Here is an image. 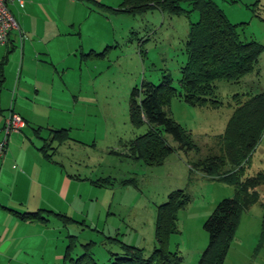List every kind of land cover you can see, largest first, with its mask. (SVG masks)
<instances>
[{
	"label": "rangeland",
	"instance_id": "obj_1",
	"mask_svg": "<svg viewBox=\"0 0 264 264\" xmlns=\"http://www.w3.org/2000/svg\"><path fill=\"white\" fill-rule=\"evenodd\" d=\"M101 2L117 9L121 0ZM213 3L228 23L237 26L242 41H254L260 47L258 60L254 71L239 79L214 83L216 108L170 98L164 110L183 130L192 150L177 148L164 135L174 150L161 165L147 166L130 152V142L149 129L147 124L131 123L130 92L142 81L160 84L163 75L174 89L183 91L178 80L185 62L184 42L189 24L198 21V12L173 16L159 9L132 13L91 10L80 37L69 38V71L55 81V110L50 121L39 113L37 117L43 124L69 128V141L58 148L53 159L58 174L61 170L81 182H74L62 205L73 222L52 221L60 227L64 249L71 241L68 237L74 238L73 259L88 254L96 264H110L122 257V245L141 250L142 258L149 257L157 248L158 208L170 194L182 191L187 203L175 206L165 250L176 253L179 264H199L209 244L203 226L217 204L237 197L239 182L264 174V129L254 151L240 165H232L220 150L221 136L238 103L264 92V0ZM182 8L189 10L187 4ZM20 97L15 109L16 104H23ZM45 99L40 94L37 101ZM41 136L48 134L43 131ZM104 178L113 184L99 188L91 184ZM52 181L58 189L60 176ZM256 190V204L240 202L235 232L222 264H264V181ZM224 247L216 245L206 264H212ZM45 256L47 264H64L63 260L53 261L49 253Z\"/></svg>",
	"mask_w": 264,
	"mask_h": 264
},
{
	"label": "trees",
	"instance_id": "obj_2",
	"mask_svg": "<svg viewBox=\"0 0 264 264\" xmlns=\"http://www.w3.org/2000/svg\"><path fill=\"white\" fill-rule=\"evenodd\" d=\"M89 1L97 4V8L101 12L110 10L111 12L132 13L159 9L173 16L183 13L190 14L193 11L198 12V21L189 24L184 42L185 62L180 68L178 80L183 91L174 89L170 84L171 80L163 75L162 81L158 85L142 81L140 85L134 86L129 99L131 123L134 126L147 124L149 128L144 135L137 137L129 144L130 152L136 160H141L147 166L161 165L174 150L167 144L164 135H169L177 144V148L186 151L192 150L190 141H186L183 137V130L164 110L170 98L179 97L192 106L218 107L219 102L215 99L214 83L218 80H237L254 71L260 47L254 41H242L237 26L227 22L213 0H121L117 9L94 0ZM226 1L236 3L238 0ZM182 4H187L189 10H183ZM2 78V67H0V82ZM238 105L240 106L236 108L221 136L223 145L220 150L232 165H240L239 161L250 156L260 140L264 129V92L246 98ZM42 130H44L42 127L33 129L35 137L41 140L37 150L45 158L52 160L58 148L69 141V129H46L48 131L46 138L40 136ZM216 160L218 164L222 163L220 159L216 158ZM100 181L101 183H99ZM261 181H264V174L259 172L254 177L239 182L237 197L224 199L217 204L203 226L209 235V244L199 264L207 263L208 255L218 244L225 247L212 264H222L229 240L235 232L240 202L256 204L259 201L256 189ZM91 184L103 187L110 186L113 182L110 178H104L92 181ZM186 203V196L182 194V191H177L170 194L168 201L159 206L155 230L157 248L149 257L142 258L141 250L122 245V257L116 258L110 264H179L180 258L176 253L167 252L165 245L169 232L173 228L175 206H183ZM11 212L25 222L39 221L46 224L49 221V216L58 218L62 224L73 222L64 214L45 210ZM68 238L71 241L65 249L64 264H69L68 262L96 264L88 254H82L73 259L70 252L75 246V242L73 237Z\"/></svg>",
	"mask_w": 264,
	"mask_h": 264
},
{
	"label": "crops",
	"instance_id": "obj_3",
	"mask_svg": "<svg viewBox=\"0 0 264 264\" xmlns=\"http://www.w3.org/2000/svg\"><path fill=\"white\" fill-rule=\"evenodd\" d=\"M94 1L102 4L101 0ZM8 7L19 30L12 31L6 45H0L3 76L0 82V142L9 113L18 114L25 127L9 135L0 155V264H47L45 255L48 253L53 261L63 260L65 253L60 227L52 221L55 217L49 216L46 224L25 222L11 211L45 210L69 217L62 205L67 202L74 182L81 180L61 170L57 173L59 169L54 159L45 158L37 150L41 140L35 137L33 129L42 127L40 136L43 131L48 134L46 129H65L61 128L62 124L56 128L43 124L37 114L50 121L51 112L55 110L52 107L55 81L69 71V38L80 37L91 10L101 11L89 0H14ZM40 94L46 96L43 102L37 101ZM19 95L23 104L20 107L16 104L15 109ZM56 175L61 180L59 190L52 181Z\"/></svg>",
	"mask_w": 264,
	"mask_h": 264
},
{
	"label": "built area",
	"instance_id": "obj_4",
	"mask_svg": "<svg viewBox=\"0 0 264 264\" xmlns=\"http://www.w3.org/2000/svg\"><path fill=\"white\" fill-rule=\"evenodd\" d=\"M14 0H0V45L9 42L12 31L19 30L8 5ZM25 127L24 120L16 113L11 112L5 118L2 127L3 140L0 142V155L4 151L9 135L19 133Z\"/></svg>",
	"mask_w": 264,
	"mask_h": 264
}]
</instances>
